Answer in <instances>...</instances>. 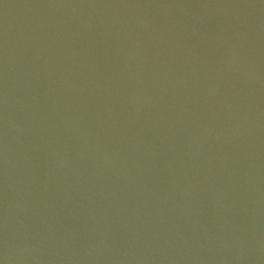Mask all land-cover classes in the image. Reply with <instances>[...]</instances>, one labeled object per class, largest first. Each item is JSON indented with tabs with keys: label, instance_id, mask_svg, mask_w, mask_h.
<instances>
[{
	"label": "water",
	"instance_id": "water-1",
	"mask_svg": "<svg viewBox=\"0 0 264 264\" xmlns=\"http://www.w3.org/2000/svg\"><path fill=\"white\" fill-rule=\"evenodd\" d=\"M0 264H264V0H0Z\"/></svg>",
	"mask_w": 264,
	"mask_h": 264
}]
</instances>
